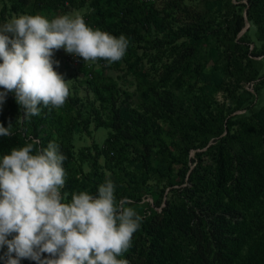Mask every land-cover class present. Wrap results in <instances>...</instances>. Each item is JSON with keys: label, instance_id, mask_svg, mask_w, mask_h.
<instances>
[{"label": "trees", "instance_id": "obj_1", "mask_svg": "<svg viewBox=\"0 0 264 264\" xmlns=\"http://www.w3.org/2000/svg\"><path fill=\"white\" fill-rule=\"evenodd\" d=\"M7 1L14 13L26 3ZM201 1L213 10L216 34L203 18L208 12L179 22L174 11L184 0L161 9L152 0H70L87 5L88 26L129 39L113 66L131 71L133 90L104 74L106 61H83L74 66L63 107H42L39 116L17 122L23 113L14 96L2 123L13 127L11 136H0V159L33 140L39 141L33 154L50 141L60 146L67 157L65 202L73 192L95 195L105 170L127 207L139 204L143 192L155 194L152 204L135 208L141 226L118 257L129 264H264V70L257 59L264 58V0ZM63 2L33 0V7L56 9ZM204 46L209 64L199 58ZM99 127L107 129L104 141L80 148L77 160V137Z\"/></svg>", "mask_w": 264, "mask_h": 264}, {"label": "clouds", "instance_id": "obj_2", "mask_svg": "<svg viewBox=\"0 0 264 264\" xmlns=\"http://www.w3.org/2000/svg\"><path fill=\"white\" fill-rule=\"evenodd\" d=\"M130 41L88 26L80 14L49 20L22 14L0 25V106L14 93L21 120L39 116L43 108L59 109L69 95L68 80L57 72L55 52L84 62L121 61ZM12 123H0V136L12 135ZM33 140L0 159V255L4 264H129L118 259L132 246L143 217L115 195L111 179L95 195L63 189L66 155L55 141L35 151ZM47 255H44V254Z\"/></svg>", "mask_w": 264, "mask_h": 264}, {"label": "rangeland", "instance_id": "obj_3", "mask_svg": "<svg viewBox=\"0 0 264 264\" xmlns=\"http://www.w3.org/2000/svg\"><path fill=\"white\" fill-rule=\"evenodd\" d=\"M152 1H154V5L156 7L161 9V8H165L167 4L169 3V1L171 0H152ZM232 1L234 2L235 0H232ZM184 3H185V5H183L184 8L179 7V9L174 11V15L179 20V22H195L198 17V13L208 12L207 6L204 5V3L201 0H184ZM2 7L3 8L5 7L4 10H2ZM8 7H10V5L7 0H0V25L4 24L11 18L22 15V14H29V15L39 14L51 20L55 18L56 16L66 15V14L67 15L80 14L82 16L85 13H87L89 10L86 4L79 6V3L71 4L70 0H64L63 6L60 5L56 9L54 8H48V9L35 8L34 9L33 0H26V3L22 7V12H16V13L11 12L10 10L7 9ZM31 10H33V13ZM203 15L205 16L203 18H205L206 22L209 23V29L212 30V34H216L218 25H217L216 19L213 16V10L208 13H203ZM208 16H211L213 18V21L209 19ZM223 17L224 16L220 17L219 21H221ZM240 34L241 33H239V35ZM182 41L183 39H180V42ZM252 48H253V45L250 44L249 49L251 50ZM70 55L72 54H67L63 49H60L55 52V57H54L56 60H59L60 62L59 66L57 67L56 65H54V68L56 69L57 72L63 74L64 78L68 80L67 83L69 85V88L72 86L73 74L78 72V68L74 67V65L70 63ZM222 55H225V54L220 52L221 60L224 59ZM199 58L201 61L205 62L206 64H209L210 59H209L206 46H204L203 49L200 51ZM257 59L258 60L261 59L262 67H263L262 69L264 70V58L258 57ZM96 64L98 65V63ZM125 73H126V76H124ZM104 74L106 76H110L111 78H113L117 84V87L121 89H128L129 91L133 90L134 88L133 84L131 85L129 83V81L132 79L130 70L128 71L124 70L123 67L115 68L113 64H111V66H108L107 68L104 69ZM243 85L245 89L249 91H253L252 83L243 82ZM193 92L194 91L192 90H186L185 95L191 96L193 95ZM79 93L82 94L83 91H79ZM217 98L221 101L223 98L222 94L218 93ZM260 98H261L260 102L264 104V85L261 89ZM13 100H14V93H9L6 98V101L3 103L2 106H0V123H3L7 118H9V115H8L9 108H10L9 104L11 103L10 101H13ZM224 101L227 103L228 99ZM243 111L244 110H240L237 112L242 113ZM106 134H107V129L104 127H99L96 130H94L91 135H87L84 133V136L81 135L79 136V138L77 137V140L75 141V149H74L76 159L78 160V151L80 148H84V146H91L90 144L94 140L102 144V142L104 141L106 137ZM92 152H94L93 149H92ZM192 155H193V151L190 152V156ZM103 162H104V159L102 156H100L96 163V167H98L99 171L101 170L102 166H104ZM84 168L86 171L91 170L90 168L86 166ZM105 171H106L105 173L106 175L104 176V179L107 180L111 176V173L109 170H105ZM149 183L152 184L153 182L149 181ZM142 190H143L142 187H137L138 192ZM154 195L155 194L151 195V194L143 192L142 199L140 200L141 202L139 204L132 203L128 207H132L134 209L137 207V205H142L143 207H146L148 204H152L153 198H155ZM27 263L28 261H26L25 259L21 260V264H27Z\"/></svg>", "mask_w": 264, "mask_h": 264}, {"label": "built area", "instance_id": "obj_4", "mask_svg": "<svg viewBox=\"0 0 264 264\" xmlns=\"http://www.w3.org/2000/svg\"><path fill=\"white\" fill-rule=\"evenodd\" d=\"M80 62H83L82 58L76 57L74 55H70V63L74 66H77Z\"/></svg>", "mask_w": 264, "mask_h": 264}]
</instances>
